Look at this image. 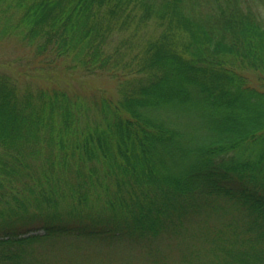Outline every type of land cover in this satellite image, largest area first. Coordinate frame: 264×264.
<instances>
[{"label":"trees","instance_id":"trees-1","mask_svg":"<svg viewBox=\"0 0 264 264\" xmlns=\"http://www.w3.org/2000/svg\"><path fill=\"white\" fill-rule=\"evenodd\" d=\"M13 49L98 79L0 69V264H52L39 239L69 235L264 264V0H0Z\"/></svg>","mask_w":264,"mask_h":264},{"label":"rangeland","instance_id":"rangeland-1","mask_svg":"<svg viewBox=\"0 0 264 264\" xmlns=\"http://www.w3.org/2000/svg\"><path fill=\"white\" fill-rule=\"evenodd\" d=\"M13 51V53L0 52V69H8L7 71L14 75L11 76L12 79H16V82L19 83L20 87H23L22 85L25 83H32L31 81L34 79H36V82L37 80L40 81L42 85L54 84L57 82L56 80L59 79L61 83H67V89L73 90L71 86L76 84V81L78 82V80L98 79V76L96 75L82 73L81 71H55L51 72L53 74L49 75H31L28 72L26 65L19 66L24 60H16L18 50L13 49ZM6 62L9 63L10 66H4L3 63ZM250 77L255 80V75H250ZM101 78L102 77H99L100 80H97V82L105 84L106 87H108L107 89L114 87L113 81ZM74 87L78 88L77 84L74 85ZM78 90L81 89L78 88ZM35 232L42 233L40 229ZM38 242L46 247V255L48 259H52V264L53 260L57 263L63 264L66 260H69L72 264H124V262H128L129 264H147L141 259L142 251L140 247L124 238L122 240L117 239L116 241L114 240L111 242L107 240H94V238L88 236L75 237L69 235L58 238L49 236L46 239H39ZM175 258H177L176 253L171 256L168 255V261L171 264L177 262V259Z\"/></svg>","mask_w":264,"mask_h":264}]
</instances>
